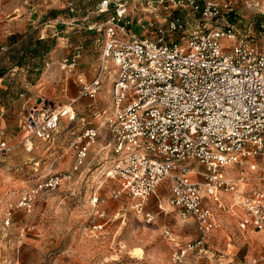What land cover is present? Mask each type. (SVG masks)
I'll list each match as a JSON object with an SVG mask.
<instances>
[{"label":"built area","instance_id":"1","mask_svg":"<svg viewBox=\"0 0 264 264\" xmlns=\"http://www.w3.org/2000/svg\"><path fill=\"white\" fill-rule=\"evenodd\" d=\"M128 2L97 0L95 14L103 19L86 29L100 34L101 65L92 80L78 76L79 99L96 101L103 80H111L112 114L101 113L106 117L101 126H110L114 141L107 176L122 185L112 195L137 199L142 213L144 204L169 183V205L192 217L200 234L196 242L175 246L173 264H189L195 252L205 250L210 235L222 229L219 214L228 211L223 195L236 194L248 183L243 169L264 182V23L254 36L242 35L217 0H145L153 11L178 9L199 18L196 24L180 16L165 19L152 40L133 34ZM248 7L264 14V0ZM69 8L76 12L74 3ZM63 23L71 27L65 31L70 34L75 20ZM174 35L178 38L166 41ZM83 50L78 44L62 60L66 75L75 72ZM75 102L63 106L43 100L30 109L21 122L28 150L33 139L53 140L64 118L77 119ZM98 137L99 130L89 127L75 141V172L86 165ZM0 146L10 149L6 142ZM71 178L52 174L24 192L7 210L6 225L14 209L31 214L41 198ZM246 192L233 204L246 211L239 228L264 233V191ZM146 218L153 220L149 213Z\"/></svg>","mask_w":264,"mask_h":264},{"label":"rangeland","instance_id":"2","mask_svg":"<svg viewBox=\"0 0 264 264\" xmlns=\"http://www.w3.org/2000/svg\"><path fill=\"white\" fill-rule=\"evenodd\" d=\"M253 1L256 0H217L237 30L250 36L264 23V14L248 7ZM70 3L75 4V13L70 11ZM96 5L97 0H0V76L20 79L19 89L25 94L23 103L17 104L11 102L13 96L6 95L0 111V142H6L10 148L3 150L0 146V264H173L176 244L183 246L200 238L194 219L169 205V183L163 184L144 204L142 213L137 199L126 193L119 198L112 195L122 185L107 176L115 158L114 141L110 126H101L106 120L101 113L112 114L111 80H103L96 101L79 99L77 81L78 76L92 80L101 65V47L96 46L100 34L86 29L103 19L95 14ZM51 12L61 14L57 24L63 28L57 30L56 22H50L53 31L45 32L44 17ZM128 14L134 24L133 34L152 40L157 39L155 27H164L165 19L180 16L191 24L199 23L198 16L187 11H153L145 0H129ZM72 19L75 27L67 35L65 31L71 27L63 21ZM177 38L174 35L166 41ZM230 42L223 41L227 46ZM78 44L84 46L82 57L75 72L66 75L61 62ZM37 49L47 50L46 59L42 53L35 54ZM43 78H48V85L39 92L33 88L27 91ZM65 78L75 86V94L58 87ZM43 100L58 105H70L77 100L73 104L77 119L64 118L53 140L33 139V149L28 150V134L21 122ZM89 127L97 128L99 137L86 165L75 172V141ZM243 170L248 183L240 190L245 188L246 194L264 191L260 175L248 168ZM56 173L71 174L72 178L41 198L31 214L14 209L7 226L10 206L15 208L24 192ZM236 199L239 200L238 196L230 193L223 195L228 208L219 214L223 227L210 235L205 250L195 252L189 264H264V233L240 230L239 221L246 211L241 205L233 208ZM148 213L152 221L146 218ZM136 249L143 253L141 258L134 255Z\"/></svg>","mask_w":264,"mask_h":264},{"label":"crops","instance_id":"3","mask_svg":"<svg viewBox=\"0 0 264 264\" xmlns=\"http://www.w3.org/2000/svg\"><path fill=\"white\" fill-rule=\"evenodd\" d=\"M46 15L47 16L44 17V21H45L44 24H46L47 27L43 31H45V32H47L48 30L53 31L52 25H48V24L50 22L59 23V20L58 19L61 18V14H58V13H55V12H51L50 14H46ZM51 20H54V21H51ZM53 27H55V26H53ZM61 28H63V26H61V25L58 24L57 25V30L58 29H61ZM42 38H44V37L42 36ZM47 55H49L48 52L43 53V58H45ZM1 78L3 79V83H2V85L0 87V89L2 88V90H0V92H1L0 93V111L3 110L2 104L4 105L5 102H6V100H5L6 95L7 96H10V95L13 96V98L11 99V102H13L15 104H17V103H23V97H24L25 94H24V91H21L19 89V87H20L19 86L20 85L19 84V80L20 79H16V78H14V76L13 77L11 76L9 78L8 75H4ZM67 81H68L67 78L61 79L59 83H62V84L61 85L59 84L58 87L62 91H65L67 89L68 90L70 89L75 94V86H73V84H71V83L69 84ZM14 83H16V84H14ZM47 83H48V78H45V79L43 78L42 80L39 81V84L37 86L34 87L33 85H31V89L29 87L30 90H27V91H32V88H33V89H36L39 92V90L41 88H43L46 85H48ZM32 93H34V90H33ZM30 101H31V99H29V102ZM25 104H28V101H25ZM63 106H65V105H63ZM2 124H3V118H2V115H0V127L2 126Z\"/></svg>","mask_w":264,"mask_h":264},{"label":"bare ground","instance_id":"4","mask_svg":"<svg viewBox=\"0 0 264 264\" xmlns=\"http://www.w3.org/2000/svg\"><path fill=\"white\" fill-rule=\"evenodd\" d=\"M246 185H247V183L241 185L240 188L243 186H246ZM240 188H239L238 193L233 194V195H236V197L238 196V198H239V193L245 192V188L243 190H240ZM236 200H238V199H236ZM241 200H242V198H241ZM242 201H244V199ZM134 255L136 256V258H141L143 256V253L141 252V250L136 249L134 252Z\"/></svg>","mask_w":264,"mask_h":264},{"label":"trees","instance_id":"5","mask_svg":"<svg viewBox=\"0 0 264 264\" xmlns=\"http://www.w3.org/2000/svg\"><path fill=\"white\" fill-rule=\"evenodd\" d=\"M46 52H47V50H43V52H41V51L39 52V50H38V49H37V50H35V54H36V55H37V54H41V53L43 54V53H46Z\"/></svg>","mask_w":264,"mask_h":264}]
</instances>
